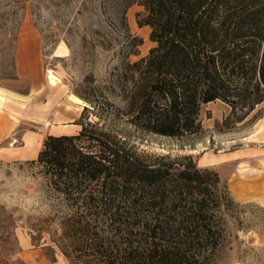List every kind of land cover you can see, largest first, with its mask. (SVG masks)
Here are the masks:
<instances>
[{"label": "trees", "instance_id": "obj_1", "mask_svg": "<svg viewBox=\"0 0 264 264\" xmlns=\"http://www.w3.org/2000/svg\"><path fill=\"white\" fill-rule=\"evenodd\" d=\"M134 2L154 45L120 65L116 114L130 125L178 137L199 130L204 103L220 100L240 121L264 102V0ZM79 124L37 154L55 209L28 231L32 245L69 264H215L237 206L218 171L191 155L139 153L99 121Z\"/></svg>", "mask_w": 264, "mask_h": 264}, {"label": "rangeland", "instance_id": "obj_2", "mask_svg": "<svg viewBox=\"0 0 264 264\" xmlns=\"http://www.w3.org/2000/svg\"><path fill=\"white\" fill-rule=\"evenodd\" d=\"M142 12L129 0H0V264H25L16 253L33 246L28 231L46 227L43 221L55 209L35 163L48 135L73 134L80 121H99L139 153L191 155L197 163L204 151H228L255 140L264 102L240 121L228 120L224 102L204 103L199 130L178 137L140 130L116 114L124 106L117 84L122 61L132 62L154 45L149 27L137 23ZM135 38L141 44L135 46ZM48 69L58 76L54 85L47 81ZM72 95L83 102L74 119L62 110ZM102 108L110 112L98 115ZM208 166L237 204L215 264H264V201L237 193L240 185L254 187L264 160ZM230 177L237 188L230 187ZM40 249L50 261L52 252ZM54 262L69 264L60 254Z\"/></svg>", "mask_w": 264, "mask_h": 264}, {"label": "crops", "instance_id": "obj_3", "mask_svg": "<svg viewBox=\"0 0 264 264\" xmlns=\"http://www.w3.org/2000/svg\"><path fill=\"white\" fill-rule=\"evenodd\" d=\"M65 134H71V132L67 131ZM252 136L255 138L254 141H251L250 144L235 149L241 150L249 147L253 149L255 148L263 149V151L252 155H242L235 159H231L230 161H237V163L239 164L244 163L249 165V163H251L252 160L254 159L260 161L264 160V114L259 119L256 128L253 131ZM230 161H226V162H230ZM233 178L231 177L228 178L230 181H232L230 182V187L232 186L234 188H237L238 183L237 182L235 183ZM253 186L254 187H252L251 185L238 186L237 188L238 198L240 199L255 198L264 201V169H262L261 172L258 173V179H256V182ZM16 258L21 259L22 261H24L25 264H58L57 262H51L49 260H46L42 254L40 247L32 246L29 249L20 250L16 253Z\"/></svg>", "mask_w": 264, "mask_h": 264}, {"label": "bare ground", "instance_id": "obj_4", "mask_svg": "<svg viewBox=\"0 0 264 264\" xmlns=\"http://www.w3.org/2000/svg\"><path fill=\"white\" fill-rule=\"evenodd\" d=\"M46 78L49 84L54 85L58 81V76L51 70L48 69L46 72ZM72 100L65 102L62 104L63 111L67 116H70L72 119L76 118L82 110L83 102L81 100L72 95L70 97ZM59 113V112H57ZM263 149H253V148H245L241 150L232 149L228 151H218V152H210L204 151L198 159V165L200 166H208L220 164L226 161H230L231 159H235L242 155H252L256 153L262 152Z\"/></svg>", "mask_w": 264, "mask_h": 264}]
</instances>
